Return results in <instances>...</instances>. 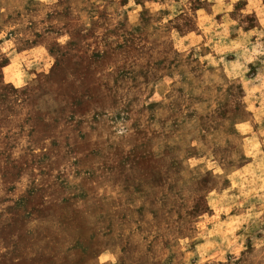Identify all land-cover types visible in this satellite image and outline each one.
<instances>
[{"label":"clouds","instance_id":"obj_1","mask_svg":"<svg viewBox=\"0 0 264 264\" xmlns=\"http://www.w3.org/2000/svg\"><path fill=\"white\" fill-rule=\"evenodd\" d=\"M0 264H264V0H0Z\"/></svg>","mask_w":264,"mask_h":264}]
</instances>
